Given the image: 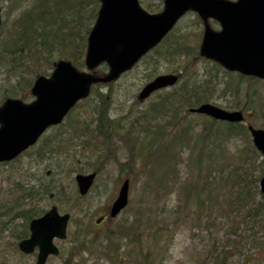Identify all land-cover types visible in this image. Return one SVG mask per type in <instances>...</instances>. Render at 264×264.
Here are the masks:
<instances>
[{
  "label": "trees",
  "instance_id": "trees-1",
  "mask_svg": "<svg viewBox=\"0 0 264 264\" xmlns=\"http://www.w3.org/2000/svg\"><path fill=\"white\" fill-rule=\"evenodd\" d=\"M10 1L0 0V10L4 8L3 4L5 2L8 3ZM85 2L86 6L84 9L83 3ZM29 3H32V6L25 16H19L18 19L9 25H7L6 19V22H3L0 28V70L4 69L7 75L4 84L0 85V104L8 97H27V90L32 84L30 77H37L51 70L57 57V60L66 59L76 67H83L82 57L86 47V36L94 20L98 5L97 0H29ZM10 4L15 7V0H12L8 6ZM7 7L5 9L9 13ZM84 13L87 15L91 13L87 22L83 20ZM179 40L182 39L176 40L175 46L173 44L171 50L165 49L166 51L161 55V58L165 54L168 57L182 54L188 57L189 53L194 51L196 52L191 54L193 56L197 55L196 46L199 44V37L191 51H189L188 47H191L192 44L188 38H184L181 41L182 43ZM162 49L154 50L155 54H158V51ZM54 53H57V57ZM191 65V60L185 61L183 71L187 72ZM177 70L175 69L174 71ZM105 71L106 67L101 66L96 70V74L102 76ZM10 82L13 83L12 86ZM245 82L249 88L244 86ZM256 82L257 80L253 78L245 79L243 77H239L235 81H229L227 89L233 90L238 99L237 104L232 108H237L243 112L250 111L249 99L253 85ZM236 83L239 85L235 86ZM213 84L214 89H216L218 82ZM6 85L8 88L11 86V89L8 90ZM97 87L95 86L91 90V95L96 98L97 104L95 105L98 106V109L96 106V109L91 112L95 118H91V115L84 108L85 113L82 122L70 121V116L67 123V125L69 124L68 129L66 130V132L71 130L69 136L82 140L83 145H92V149L99 155L98 158L102 157L101 166H95L92 170L102 171L106 164L114 162L118 166L119 172H122V168H126V173L130 174V171H132L131 165L119 163L114 155V147L110 140L115 138L117 140L120 139L131 158L141 154L140 157L145 156L143 160L150 163L149 159L152 156L154 164H160L161 160L167 156L170 161L167 160L166 163H163L164 167L161 168L154 165L151 168V172L152 174H159L160 171L163 173L166 168V175H169L167 171L169 172L170 169L174 171L173 167L179 169L181 164V158L178 157L179 154L170 147L171 145L173 147L175 143H181L184 139L183 144L189 148L188 166L190 169H188L189 174H187V177L191 176L192 178L186 185L184 184L181 187L183 193L181 201L185 209L184 217L190 220L189 216L193 214V220L197 221L196 228L199 232L205 233L204 237L207 241L206 247L198 251L197 254L195 253L194 264H229L232 257L238 258L243 264H250L251 259L248 257L244 258L246 256L245 251L264 250V196L260 195L257 185L263 172L262 165L256 169L254 168L255 152L250 146L249 148L244 146L237 151L239 157L237 159L239 160L236 163H230L231 161L229 160L228 163L223 162L215 169L212 163L203 169L201 163L204 158L209 162L215 155H219L224 151L226 138L231 133L237 132L247 135L245 127L236 124L226 125L228 128H218L216 122L208 121L199 129V138L191 140L193 141V147H189L188 143L191 141H185L188 137V131L183 128L185 126L184 123L187 122V117L190 116L187 110L211 100L208 88L202 90L195 84H189L188 87H184V93L182 92L177 97L179 106L177 105L178 107L174 109L168 107L173 109L169 110L171 111L170 114L164 115L161 111V107L164 106L163 102L168 98L165 96L168 94H163V102L154 107L156 114L160 111L162 113H159V115H164L161 118L166 128H168V123L170 122L169 124L172 127L168 131L171 139L170 143L163 141L164 126H157L153 132H147V143L142 146L139 137H134L133 135V128L137 123L136 116L128 114L131 119L127 127L119 121H112L108 115V105L111 100L107 102V106L103 110L101 109V104H105L107 98L110 99L112 96V89L109 87L104 93L106 95H104ZM174 101L176 100L174 99ZM168 102L173 105L170 101ZM146 111L145 109L143 112ZM180 111L184 113L182 118L179 116ZM143 117L145 119L148 118L147 115ZM168 117L170 118L167 119ZM166 135L168 136V134ZM60 139L58 136V142L56 143L57 147H60L57 150L59 152L62 151L66 144L65 141L63 142ZM39 152H41V149ZM44 152L47 151L45 150ZM232 160L234 161L235 159ZM166 183V179L161 178L158 179V183L155 185L160 190ZM45 186L47 185H41L38 190L31 188L21 198H13L10 195L8 202L0 207V215L2 217L14 216L13 219L20 220V233L15 235L12 241L15 248L16 242L27 236L28 222L41 215V212L32 203L38 202L40 197L45 195L53 197L50 188L47 189ZM157 188H155L156 192L159 191ZM166 191L165 185L164 192ZM80 200L81 198L74 194L72 200L73 209L76 208L75 205ZM188 204H191V207H188ZM179 208L180 206L176 209ZM6 209L8 211L4 212L3 210ZM141 209H136L130 223L125 224L122 222L120 224L116 230L118 235L115 233L110 237H105V242H114L115 238L124 237L133 244L141 245L142 237H146L153 243L152 247L156 248L161 245L164 242L163 238L168 235L169 224L164 222L162 218L155 217L154 213L152 214L153 216L149 217L151 212ZM174 213L179 214L177 211ZM145 215L147 216L144 217ZM73 222L74 220H72ZM178 222H180V218L176 217L171 223L176 225ZM74 225L76 228L74 232L76 233L78 225L75 222ZM3 231L4 225H1L0 232ZM260 237L263 239L262 242L257 240ZM74 239L75 241L67 259L69 263H72L78 253H83L84 251L90 255H100L103 258L115 255L114 249L104 250V253L101 249H92L90 251L89 245L100 243L101 241L97 237L89 236L85 228L81 231L78 230V234L75 235ZM139 251H142V248L137 251L136 257L138 256L141 259L138 263L151 264L152 255L139 253ZM0 255L3 254L0 253ZM247 259L250 261H247ZM83 263L82 260L78 261V264Z\"/></svg>",
  "mask_w": 264,
  "mask_h": 264
},
{
  "label": "rangeland",
  "instance_id": "rangeland-1",
  "mask_svg": "<svg viewBox=\"0 0 264 264\" xmlns=\"http://www.w3.org/2000/svg\"><path fill=\"white\" fill-rule=\"evenodd\" d=\"M11 2L12 0L8 3H4V8L2 9V19L3 22H6L7 19V25L18 19L19 16H25L32 6V3H29V0H15V7H12V4L8 6ZM150 2H153L155 9L158 8L160 4V0H150ZM150 2L143 1V4L151 6ZM83 4L85 9L86 2ZM5 7L9 9V13H7ZM90 15L91 13H89V15L84 13L83 20L87 22V20L90 19ZM199 21L200 20L195 14L189 13L185 15L176 25L175 32L173 33L174 35L172 34L173 36L171 35V37L168 38V40L171 41L166 40L163 49L159 50L158 54H155L154 51L149 53L143 61L139 62L132 68V70L123 74L116 82H114L111 85L113 92L112 96L110 99L107 98L105 104H101V109L103 110V108L107 106V102L111 100L108 105V115L111 116L112 119H118L126 127L131 119L128 114L133 113L136 116L137 123L133 128V135L134 137H139L142 146L147 143V132H153L154 128L157 126H164L163 134L165 141L170 143L171 139L169 138L168 131L171 130L172 127L169 122L168 128H166L161 116H164L167 113L170 114L171 111L169 110H173L175 107L177 108L179 106L177 97H179V94L182 92L184 93V87H188L189 84H195L202 90L208 88L211 97L209 102L220 108L228 109L227 107H230V109L233 110L232 107L237 104L238 99L234 94V91L227 89L229 81L238 80L237 75L230 78L229 75L225 74L222 70L217 69L212 64L198 58V54L196 56L191 54L196 51L190 52L188 57L185 54L178 56L171 55L169 57L165 54L164 57L161 58V55L166 51L165 49L171 50L173 44L175 46V41L178 39L188 38L189 42L192 44L191 47H188L189 51H191L195 41L198 40V37L200 38L199 30H201L202 26L199 24ZM212 29L218 30V27L212 25ZM196 47L198 48V46ZM160 52L161 54H159ZM54 54H56L57 57V53ZM57 58L55 60H57ZM189 60H191L192 65L188 68L187 72H184L183 68L185 61ZM83 68L77 67L79 70H84ZM175 69L178 70L174 71ZM51 71L52 70H49L43 75L48 76ZM178 72L181 73V79L175 87L163 90L143 103H139L136 100L139 90L147 81L159 74H177ZM6 76L4 69H1L0 85L4 84ZM34 78L35 77H30L31 83ZM217 82V88L214 89L213 83L217 84ZM237 83L235 86L239 85ZM10 85L12 86L13 83L10 82ZM11 86L8 88L6 85L8 90L11 89ZM244 86L249 88L246 82ZM97 89H99L102 94L107 90V88L103 86H98ZM27 92H29V89ZM162 93L165 95L168 94L165 96L168 98L164 102V97L162 98L163 95H159ZM18 98L24 102H30L32 100L29 94L27 97L21 96ZM174 99L176 101H174ZM249 100L251 110L246 114L249 123L255 128H264V83L259 81L253 85ZM168 101L173 105H170ZM162 102L164 103V106L161 107V111L164 115H159V113H162L160 111L156 114L154 107ZM95 104H97V102L94 96H90L87 100L81 102L79 106L83 107L76 110L71 115L70 121L82 122V116H84L85 113L84 108L91 115V118L94 119L95 117L91 112L93 109H96L97 105ZM141 107L142 109L144 108L150 111L147 119L139 113ZM168 107H172L173 109ZM183 114L184 113L180 111L179 116L182 118L184 117ZM169 118L170 117L167 119ZM206 123L207 121L202 118H196L193 116L187 117V122L184 123L185 126L183 127L188 131V137L185 141L198 139L199 129ZM59 127L60 126L45 132L41 137L42 141L44 138L51 139L57 136V128L61 131L60 128L62 126ZM166 134H168V136ZM73 141L78 144L76 140ZM41 142H39L38 145H40ZM38 145L28 151L27 154L20 156L17 159V162L0 165V207L8 202L10 195L13 198H21V196L27 193V190L31 188H33V190H38L41 185H47L45 188H50L53 197H40L38 202L32 204L35 205V208H37L41 214L45 213L53 205L59 206V211L61 213H69L71 220L67 230V239L65 241H54V244L60 250V254L57 257L48 258L46 264H78L79 260H82L84 262L83 264H139L138 262L141 261V259L138 256L136 257V255L140 248H142V251H139V253H145L149 256L152 255V258L150 257L151 264H194L197 252L206 247L207 241L204 237L205 233L199 232L196 228L197 221L193 220V214L189 216L190 220L186 219L184 217V207L179 209V214L174 213L177 205L182 204L181 200L183 193L181 187L190 181L189 178H186V165L188 163L189 155V148L186 145L179 142L175 143L173 147L171 145L170 148L177 151L179 154L178 157L181 158L183 166H180L179 169L173 167L174 171L171 169L169 172L167 171L169 175H166V168L163 170V173L160 171L159 174H152L151 172V168L154 165H157V167L160 168L164 167L163 163H166L165 159L161 160L160 164H154L153 158L149 163L148 161L143 160L145 159V156L140 157L141 154L131 158V155L127 153L124 146H120V142L117 143L118 146H115L113 152L119 163L131 165L132 171H130V174L126 173V168H122V172H119L118 166L114 162L106 164L102 171L92 170L95 166H101L102 157L98 158L99 155L92 149V145H88L90 147L87 145L85 146L83 145L82 140H80L78 146H66L60 152L51 149V153L53 152L57 154L56 156L44 151L39 155L41 152H38ZM249 145L250 141L248 135L237 132L233 135H228L226 138V149L216 156V159H214L216 160L214 167L218 168L223 162L227 163L229 160L232 163H236L239 160L237 159L239 158L237 151L244 146L249 148ZM188 146L193 147V141L188 143ZM64 150H67L66 153ZM108 151L110 150L108 149ZM37 155L39 156L37 157ZM35 158H40V161L36 162ZM232 159L235 160L233 161ZM257 159L258 160L253 164L255 169L260 166L259 164L261 163L260 160L262 158L259 155ZM167 160L170 161L169 158H167ZM206 162L207 161L205 160L204 164ZM92 172H96L97 175L91 190L85 197L77 202L75 205L76 208L73 209L72 200L74 194L79 197L74 181L75 176L78 174L86 175ZM124 177H127L131 182L128 207L111 222L108 221L100 226H95L94 220L98 216L107 212L108 207L116 197L121 182L125 179ZM161 178H165L167 181L165 184L167 188L166 192H164L165 185H163L160 190L155 185L158 183V179ZM179 178H181V182L177 181ZM155 188L159 191L156 192ZM188 207H191V204H188ZM138 208L150 211L151 213L149 214V217L154 213L155 217L157 216L159 219L162 218L164 222L169 224L170 229L168 235L163 238L164 242L156 248L152 247L153 243L146 239V237H142L141 245L133 244L124 237L115 238L113 240L114 242H105V237L114 235L117 228L124 220L130 222L131 215ZM3 211H8V209ZM146 216L147 215L144 217ZM176 217L180 218V222L176 225H172L171 222ZM13 218L14 216L2 217L0 215V226L4 225V231L0 232V243H2V245H0V253L3 254L0 255V264H35L34 254L25 256L21 254L12 243L14 236L18 235L21 230L20 220H15ZM72 220L78 225V230L81 231L85 228L87 229L89 236L97 237L99 238V241H101L100 243L89 245L90 251H92V249H101L104 253V250L114 249L115 255L103 258L100 255H90L84 251L83 253H78L74 257L72 263H69L67 260L69 258V252L75 241L74 237L78 234V230L76 233L74 232L76 228L74 222L72 223ZM116 235L118 234L116 233ZM257 240L258 242L263 241L262 237ZM253 252H247L248 255L251 254L249 257L253 259L250 264H264V250L255 253ZM229 264L242 263H240L238 259L232 257Z\"/></svg>",
  "mask_w": 264,
  "mask_h": 264
},
{
  "label": "water",
  "instance_id": "water-1",
  "mask_svg": "<svg viewBox=\"0 0 264 264\" xmlns=\"http://www.w3.org/2000/svg\"><path fill=\"white\" fill-rule=\"evenodd\" d=\"M100 8L87 38L85 67L92 71L101 63L109 67L104 77L76 70L70 62L60 60L49 78L38 77L30 104L8 99L0 107V162L17 157L33 145L49 126L61 122L75 103L87 97L90 87L110 83L128 71L151 48L156 46L187 11L196 12L204 22L199 55L212 60L228 71L264 80V0H163L161 13L150 15L137 0H99ZM219 22L221 31H212L207 19ZM177 77L158 76L140 92L139 100L153 91L175 84ZM190 112L204 114L215 120L240 122V112H227L203 104ZM252 142L264 156V131L248 127ZM95 174L78 175L75 180L80 195L92 185ZM264 192V176L260 180ZM128 182H124L110 209L116 216L127 204ZM69 216L58 215L51 208L41 218L31 221L30 237L18 244L19 250L30 254L39 249L36 264H44L48 255H56L54 238L64 239Z\"/></svg>",
  "mask_w": 264,
  "mask_h": 264
}]
</instances>
